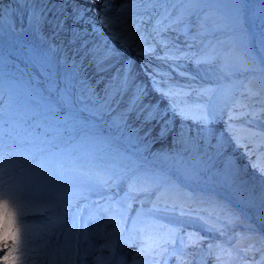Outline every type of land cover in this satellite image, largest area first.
Returning a JSON list of instances; mask_svg holds the SVG:
<instances>
[{
	"label": "snow or ice",
	"instance_id": "snow-or-ice-1",
	"mask_svg": "<svg viewBox=\"0 0 264 264\" xmlns=\"http://www.w3.org/2000/svg\"><path fill=\"white\" fill-rule=\"evenodd\" d=\"M12 2V23L7 31L0 27V160L5 138L9 148L23 144L27 146L26 155L41 154L52 166L99 157L107 159L103 178L97 174L101 189L110 187L116 179L121 184L128 182L121 200L147 194L157 197L152 209L145 212L141 208L127 221L123 213L108 215L113 205L111 197L93 202L95 214L81 226L85 240L89 238L88 227L95 223L96 234L104 240L103 247L113 250L114 238L123 240L128 233L139 235L142 224H154L162 189H177L180 182H202L208 172L237 190L236 165L228 154L225 136L239 145L232 122L240 117L235 111L228 112L225 129L218 130L224 110L211 102L197 103L194 95L202 98L207 90L192 89L190 84L179 82L193 78L182 62H193L197 71L219 63L215 50L203 45L213 26L210 19L205 17L194 31L188 18L190 12L195 13L187 6L200 0H124L118 6L115 0ZM163 4L174 6L157 8ZM4 11L0 7V23ZM225 18L232 25L237 23L235 17ZM180 37L184 38V46L177 42ZM197 40L201 45L193 52ZM5 66L11 71L5 73ZM149 90L160 99L148 101ZM246 93L249 97L257 95L251 88ZM122 103L124 108L120 107ZM133 114L141 126H153L140 139L147 140L153 128L158 127L159 139L171 135V149L151 151V141L139 149L121 147L123 130L129 127ZM249 114L255 112H240V116ZM135 131L139 132V128ZM217 162L223 167L217 168ZM47 171L46 166L42 168V174ZM50 207L54 205L33 209L21 202L6 182L0 186V264H27L34 249L29 247L32 241L27 225H23L22 233L17 217L26 220L30 211L44 212ZM206 211L210 219L211 212ZM198 218L203 222L202 216ZM112 226L115 227L109 232ZM189 239L194 244L199 242L197 238ZM111 264L122 262L113 260Z\"/></svg>",
	"mask_w": 264,
	"mask_h": 264
},
{
	"label": "rangeland",
	"instance_id": "rangeland-1",
	"mask_svg": "<svg viewBox=\"0 0 264 264\" xmlns=\"http://www.w3.org/2000/svg\"><path fill=\"white\" fill-rule=\"evenodd\" d=\"M123 2L115 0L117 6ZM12 3V0H6L1 4L5 15L9 16ZM173 6L163 4L157 8ZM130 7L143 9L152 6ZM187 7L195 13L188 14L194 31L205 17L210 19L213 26L203 39V45L205 49L215 50L219 63L197 71L193 62H182L184 70L193 78L179 82L190 84L192 89L207 90L202 98L194 95L197 103L207 105L211 102L224 110L223 120L217 124L218 130L225 129L227 112L235 111L240 117L232 122L234 126H241L238 130L242 134L235 135L239 137V145L231 140L227 142L228 154L231 151L229 155L236 165L237 190L220 183L219 177L211 172L204 174L202 182H180L177 189H162L154 224L148 227L142 224L139 235L128 233L123 240L114 238V248L109 250L103 247V238L96 234L95 223L87 229L89 238L84 239L81 226L95 214L93 202H104L111 197L113 205L108 215L123 213L127 221L128 216L135 217L141 208L145 212L152 209L157 197L147 194L138 199L121 200L128 190V182L121 184L116 179L112 180L110 187L101 189L97 174L103 178L107 159H81L52 166L41 154L35 157L26 155L27 146L23 144L9 148L10 142L5 138L3 159L0 160V186L6 182L15 190L19 200L33 209L54 205L44 212L30 211L26 220L17 217L22 233L23 225H27L32 241L29 247L34 249L29 253L27 264H111L113 260L122 264H261L264 260V0H200ZM150 14L155 15L154 12ZM225 16L235 17L237 23L232 25ZM10 23V17H5L0 27L7 31ZM147 23L145 19V26ZM177 42L184 46L183 37ZM200 45L201 41L197 40L192 51L195 52ZM4 71L8 73L11 69L5 66ZM249 88L257 92L255 97L247 95ZM149 95L153 102L160 99L151 90ZM8 104L6 94L5 120L9 117ZM120 107L125 105L122 103ZM241 111L255 112V115L240 116ZM128 124L129 127L123 130L121 147L127 145L139 149L151 141V151L171 149V143L158 139L155 130L147 140L140 139L149 127L147 124L141 126L135 114L129 118ZM137 128L139 132L135 131ZM45 166L48 171L42 174ZM216 167L222 168L223 165L217 162ZM54 168L63 171L56 172ZM82 195L84 199H81ZM118 200L120 203L116 204ZM206 210L211 212L210 219ZM189 237L197 238L199 242L194 244ZM133 240L136 243H132ZM127 252L135 255L125 258L123 255Z\"/></svg>",
	"mask_w": 264,
	"mask_h": 264
},
{
	"label": "bare ground",
	"instance_id": "bare-ground-1",
	"mask_svg": "<svg viewBox=\"0 0 264 264\" xmlns=\"http://www.w3.org/2000/svg\"><path fill=\"white\" fill-rule=\"evenodd\" d=\"M3 2H6V0H0V7H3L1 4L3 3ZM13 4V3H12ZM10 5V4H9ZM9 11V10H8ZM9 18V16H8V14H4V17L3 18ZM7 24V23H6ZM18 25V24H17ZM19 26V25H18ZM142 76V75H141ZM143 77V76H142ZM141 78V77H140ZM142 79V78H141ZM147 100L148 101H151V102H153V97H151V95H149L148 97H147ZM155 100V99H154ZM156 101V100H155ZM228 113V112H227ZM234 123V122H233ZM232 123V124H233ZM237 123V122H236ZM147 127H149V128H151V127H153V126H151V125H146ZM232 127L234 128V133H235V135L236 136H240V134H242L241 133V131L240 130H238L239 129V127H241V126H239V125H236V126H234V125H232ZM145 128V127H144ZM153 130H155L157 133H158V131H159V128H157V129H155V128H153ZM154 132V131H153ZM239 138V137H238ZM241 138V137H240ZM159 139V138H158ZM225 139H226V137H225ZM166 141V143H168V144H170L171 143V145H172V137H170V138H167V139H165ZM229 140H228V138H227V142H228ZM239 141V140H238ZM254 149H256V148H254ZM246 150V149H245ZM230 153H231V151H230ZM229 153V154H230ZM243 153V152H242ZM241 155H243V154H241ZM241 158H242V156H241ZM242 159H244V158H242ZM100 251V250H99ZM101 253V252H100ZM135 254L133 253V252H130V253H126V254H124L123 256L125 257V258H127V257H133ZM30 260V259H29Z\"/></svg>",
	"mask_w": 264,
	"mask_h": 264
}]
</instances>
